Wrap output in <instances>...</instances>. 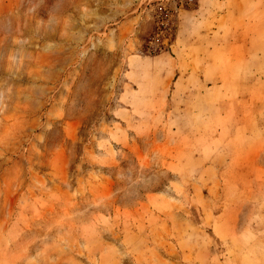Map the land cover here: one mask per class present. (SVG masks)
Here are the masks:
<instances>
[{
    "label": "rangeland",
    "instance_id": "obj_1",
    "mask_svg": "<svg viewBox=\"0 0 264 264\" xmlns=\"http://www.w3.org/2000/svg\"><path fill=\"white\" fill-rule=\"evenodd\" d=\"M221 7L0 0V264H264V144L201 125Z\"/></svg>",
    "mask_w": 264,
    "mask_h": 264
},
{
    "label": "crops",
    "instance_id": "obj_2",
    "mask_svg": "<svg viewBox=\"0 0 264 264\" xmlns=\"http://www.w3.org/2000/svg\"><path fill=\"white\" fill-rule=\"evenodd\" d=\"M219 3L222 7L218 14L219 24L214 26V33H212L215 36L213 38V35H210L209 42H204L203 45L206 67L199 72L194 81L197 82L195 87L201 89L203 96L206 94L211 95L209 99L214 98L212 101L214 106L203 103L204 108L211 113V118L203 120L201 125L211 127L212 131H215L214 136L208 138L206 143L213 148L219 140L220 145L224 144L220 146L221 151H225V144L247 147L255 138L254 144L259 142L264 144V127L258 122L259 114L264 112V97L261 99L258 96V91H264V21L256 24L255 19L258 14L264 16V0H219ZM225 28H231L233 32L227 36L221 34L217 37V33ZM211 47L216 57L219 54L222 58L229 60L235 57L240 59L241 68L220 77L217 73V64L214 61L212 63L208 61V52ZM179 78L177 74L174 84L179 81ZM244 86L245 95L235 96L234 89ZM249 105L252 106L250 111L248 110ZM218 108L221 111L214 113V110ZM229 110L234 113L235 118H242V124L237 128L232 127L230 126L231 119L227 118V122L221 126H214L216 119L224 116ZM200 117L203 116L200 115ZM254 144H250V147ZM222 155L223 152H220L219 156Z\"/></svg>",
    "mask_w": 264,
    "mask_h": 264
}]
</instances>
